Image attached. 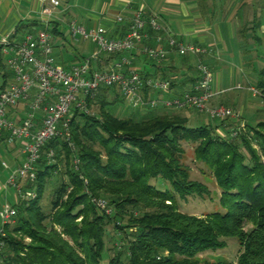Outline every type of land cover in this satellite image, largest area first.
I'll use <instances>...</instances> for the list:
<instances>
[{
  "label": "trees",
  "instance_id": "1",
  "mask_svg": "<svg viewBox=\"0 0 264 264\" xmlns=\"http://www.w3.org/2000/svg\"><path fill=\"white\" fill-rule=\"evenodd\" d=\"M29 27L20 24L17 32ZM116 88L123 96L113 86L86 97L88 111L74 105L70 139L59 135L43 146L35 178L23 179L22 191L32 190L34 196H19L13 205L17 214L0 231L1 264H105L109 225L124 236L108 264H264V120L227 138L210 124L193 126L186 115L168 112L174 107L136 106L135 115L123 117L112 110L120 98H108ZM257 89L264 103V67ZM151 92L145 88V99L160 97ZM96 102L99 109L91 112ZM183 141L198 143L196 158L221 189L220 210L202 215L180 210L177 196L207 191L182 162ZM50 149L52 158L47 157ZM55 173L67 179L53 190L46 210L43 201ZM153 178L169 185L153 184ZM94 198L106 199L112 213ZM229 237L240 245L236 262L200 256L224 248Z\"/></svg>",
  "mask_w": 264,
  "mask_h": 264
},
{
  "label": "crops",
  "instance_id": "2",
  "mask_svg": "<svg viewBox=\"0 0 264 264\" xmlns=\"http://www.w3.org/2000/svg\"><path fill=\"white\" fill-rule=\"evenodd\" d=\"M47 2L0 0V87H8L14 80L3 51V38L14 34L13 38L20 39L25 33L35 32L49 23L51 30L54 29L55 59L67 69L89 57H92L94 69H108L122 55H127L132 64L125 69L176 83L170 92H151V97H172L191 88L197 76L195 66L201 59L213 71L212 105H224L227 99L231 102L228 107L241 114L227 121L232 128L255 125L263 120L264 103L257 82L264 67V0H60L61 4L49 18L42 13ZM137 10H143L147 16L159 15L163 25L178 39L205 47L210 52L196 56L179 55L170 50L168 59L162 62L148 58L140 48L122 54L98 53L95 42L73 35L70 30L71 23L76 21L87 30L101 28L107 38L122 37L129 30ZM20 24L31 27L28 32H17ZM150 43L156 42L152 39ZM162 45L167 47L166 42ZM232 90L237 92L228 95ZM27 105L28 101H22L10 107L8 116L20 122ZM216 130L223 132L221 126ZM22 149L23 140H11L10 134L4 132L0 139V211L6 204L14 205L20 196L8 179L25 161ZM24 184L22 180L21 185ZM3 224L0 218V229Z\"/></svg>",
  "mask_w": 264,
  "mask_h": 264
},
{
  "label": "built area",
  "instance_id": "3",
  "mask_svg": "<svg viewBox=\"0 0 264 264\" xmlns=\"http://www.w3.org/2000/svg\"><path fill=\"white\" fill-rule=\"evenodd\" d=\"M60 4V0H48L43 7V15L48 18L53 16ZM46 24L35 32L26 33L22 39L9 35L1 41L14 80L0 92V139L4 132H8L11 140H23L25 161L8 179V183L23 198L34 196L32 190L22 191L21 181L29 177L32 180L35 178L34 167L41 157L43 146L59 135L70 139L72 107L77 105L81 110L88 111L86 97L95 96L102 87H118L131 104L140 107L163 105L178 109L194 108L222 120L241 116L231 107L210 104L215 95L214 76L210 66L201 59L197 63L198 78L191 90L172 97L145 99V88L152 92H170L171 81L143 76L133 69L126 70L132 64L127 55H122L108 69H94L92 57L85 58L67 69L55 59L53 34L50 24ZM70 30L73 35H81L84 39L95 42L98 53L122 54L140 48L148 58L162 62L168 59L170 50L179 55L196 56L210 52L205 47L178 39L163 25L159 15L147 16L143 10L135 12L129 30L122 37L107 38L101 28L87 30L76 21L71 23ZM152 39L156 42L154 45L149 43ZM163 42H166L167 47L162 45ZM22 101H28L27 110L22 120L16 122L8 116V109L18 106ZM242 127L244 126L234 128L232 136H237ZM54 155L53 149L47 153L48 158ZM78 161L76 159L75 163L78 164ZM94 201L107 213H112L106 199L94 198ZM16 214V208L6 204L0 211V218L3 223H7ZM2 245L1 242V247Z\"/></svg>",
  "mask_w": 264,
  "mask_h": 264
},
{
  "label": "rangeland",
  "instance_id": "4",
  "mask_svg": "<svg viewBox=\"0 0 264 264\" xmlns=\"http://www.w3.org/2000/svg\"><path fill=\"white\" fill-rule=\"evenodd\" d=\"M228 85V84H226ZM214 89V88H213ZM118 89H110L108 93V98L109 100H113L115 98H120L119 101L113 105V111L115 114L119 116H133L135 115V109L136 105L131 104L124 96H120L119 93H117ZM215 91V89H214ZM237 92L235 90L228 91V95ZM215 93V92H214ZM250 95H252V92L248 91ZM224 105L228 106L231 104L229 100L225 99L224 100ZM99 109V103L96 102L91 106L90 111L91 112H96ZM168 112L170 113H180L182 115H188L190 124L193 126L201 125V124H210L212 127L215 128V132L217 134H220L224 137L230 138L234 137L232 136V128L231 124H228V120H225V122H220V119L217 118H212L206 113L199 112L193 108H187L184 110H177L176 108H169ZM261 117H263L264 120V115L262 114ZM221 123L222 131H217L216 128L217 124ZM237 127H235L236 129ZM242 127L241 129H243ZM239 135V133H238ZM238 137V136H237ZM198 145L197 142H192V141H183L182 146L184 149V153L182 155V162L187 165L190 169V177L191 179L197 180L201 183H203L207 191L204 195H192L188 196L186 198H181L177 196L179 208L183 212L187 213H192V214H197V215H202L205 213H209L215 210H220V193L221 189L219 188L216 179L209 169V167L202 161L196 158L195 155V149L196 146ZM63 169V167H62ZM67 179V177H64V174L59 175L55 173L53 175L52 180L47 186V192L49 191V194L47 197L44 199V207L46 210L50 209V201L52 200L53 196V190L60 184L61 179ZM151 182L153 184H158L159 186H168L169 183H165L164 179H152ZM47 194V193H46ZM18 201V200H17ZM102 209V208H101ZM113 211V210H112ZM251 224H246V229H250ZM108 237H107V243H106V248L103 253V263L108 264L110 257L113 256L116 252V250L120 249V244L122 241V237L124 236V233H121L120 230H115L113 225L108 226ZM226 246L222 249L218 250H208L206 252H203L200 254L201 257L205 259H226L230 262H236L238 254L240 252V245L238 243L237 238L235 237H229L226 238ZM117 248V249H116ZM123 261L126 262V257L123 256Z\"/></svg>",
  "mask_w": 264,
  "mask_h": 264
}]
</instances>
